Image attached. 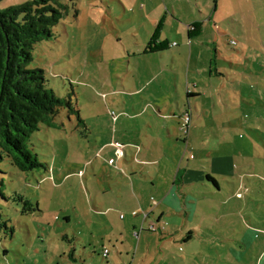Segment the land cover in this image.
Wrapping results in <instances>:
<instances>
[{
  "label": "rangeland",
  "instance_id": "obj_1",
  "mask_svg": "<svg viewBox=\"0 0 264 264\" xmlns=\"http://www.w3.org/2000/svg\"><path fill=\"white\" fill-rule=\"evenodd\" d=\"M33 1L2 0L0 10ZM57 2L68 5V14L52 38L34 46L29 68L43 70L47 89L73 112L61 108L54 126L42 124L31 136L28 148L42 167L20 172L8 159L0 164V264L264 263V0H211L221 19L206 23L201 39L193 30L201 22L173 21V30L184 32L171 35L173 51L147 57L148 68L147 58L130 62L137 51L130 34L131 20H140L137 0ZM189 39L195 45L192 64H203L197 74L203 81L196 109L191 104L199 129L190 131L191 147L185 149L183 141L169 137L170 129L183 137L178 126L162 115L186 113ZM215 40L221 58L214 54ZM219 82L225 89L214 88L213 103L209 86ZM220 122L230 131L225 136ZM161 155L170 161L161 168L141 163ZM181 160L182 169L189 162L204 177L192 192L215 195L197 205L194 241L174 242L178 234L166 243L161 235L169 231L161 233L163 225L152 216L147 221L156 230L141 229L147 227L145 214L130 197L149 194L155 207L163 186L156 175L164 166L179 168ZM206 175L218 181L220 191Z\"/></svg>",
  "mask_w": 264,
  "mask_h": 264
},
{
  "label": "crops",
  "instance_id": "obj_2",
  "mask_svg": "<svg viewBox=\"0 0 264 264\" xmlns=\"http://www.w3.org/2000/svg\"><path fill=\"white\" fill-rule=\"evenodd\" d=\"M135 0H133L134 2ZM139 4L140 8L137 9V13L138 14H134L138 15V17L140 18L139 21H135V20H131L133 22V26H131L130 29V34L132 35V39L135 41V43H132V50H137L134 51L133 53H131V57H130V62L134 63V59L139 58V57H143V58H147V57H155V56H159V57H164L165 56V52H171L173 51V44H172V40L173 38L171 37V35L174 34V32L176 34H180L183 33L184 30H182L180 28L179 31L176 32V30H173V21H177L178 19L183 20L181 23L183 24V22H185L186 24H191L189 26H192L193 24H197L199 22H201V26H197V30L200 32L198 33L196 36H194L195 38H197V36L200 37L201 39V35H205L204 34V26L206 23H210L211 21H218L221 19L220 16H218V10L217 9H213V3L211 4V0H137V2L134 4ZM210 4V5H209ZM134 19V18H133ZM163 19V20H161ZM161 20V21H160ZM200 20H204V21H200ZM160 21V22H159ZM195 22V23H194ZM161 23V30L159 31L157 40H155L153 43L151 42V38L153 37L158 24ZM180 23V24H181ZM188 26V27H189ZM220 30V29H219ZM186 32V31H185ZM220 35H223L224 32L220 31L219 32ZM189 37V36H188ZM142 40V41H139ZM214 41V38H213ZM219 41L215 40V46H217V43ZM151 44V47H149V45ZM192 48L191 50V62L187 63L184 66V71H185V78H186V84H185V89L184 91L186 92L187 95V106H186V113L185 115H181L178 117H175V114L173 113H169L167 115H162L163 117L166 116H171V119L173 120V126L175 125L178 126V129L180 131V133H182L183 137H181L180 135L175 137V133H173L171 131V129L169 130V137L171 136V138L174 140V138H178L179 141H183L184 142V147L185 149H189L191 147V143H190V131H195L196 129H199L198 124L196 123V120H198L196 117L198 115H194L193 112H191V104H195V100L201 96L200 91L197 92V89H200V84H202L201 82L203 81L202 77L200 78L199 75H197L198 73H200L199 71L201 70L200 67L203 64H192V55L194 54V44L193 42L191 43L190 39L188 41V44L184 43V48H188V46ZM163 47V50L160 47ZM201 46H204V43H201ZM176 48L179 47V45L175 46ZM149 48H152V52L149 51ZM217 51L215 50L214 54L216 55V57H220V43L219 45L216 47ZM197 51L200 53L201 50L200 48H196ZM201 55L200 54L198 59L195 60H200L201 59ZM221 58V57H220ZM149 58L144 59L143 63H145L144 66H146L147 68L150 66V62H149ZM212 60L209 64V77L212 78V75H210L212 73V69L210 70V65L212 64ZM130 63V64H132ZM157 67H161V71L165 70L167 68L166 65H159V64H155ZM193 65V69H195L197 71V73L195 72L194 74L191 73V66ZM206 72V69H203V73ZM217 75L221 76L220 74L216 73ZM220 80V79H219ZM211 84H213V81L211 82ZM210 84V92L212 93V98H213V103L215 101L214 98V91L216 89H218V92H222V90L225 89L224 83H218V85H211ZM241 86H240V90H241ZM204 90H206L207 88H203ZM239 94H242V92H240ZM243 97V99H245V95H240ZM194 108L196 109V104L194 105ZM186 114L188 115L186 117ZM198 114V113H197ZM161 115V114H160ZM214 118H215V114H213ZM212 117V118H213ZM179 120H177V119ZM188 118V120H187ZM209 118V117H208ZM182 120L185 121V124L182 123ZM219 126V131L222 130L221 132V136L222 135H226L228 134L230 131L229 129L224 125L223 122H220L218 124ZM171 127V128H172ZM211 127V126H210ZM213 126L211 128H208L210 130H212ZM191 129H195V130H191ZM202 132L204 134V132L206 131L205 128L202 127ZM226 130V131H225ZM184 131L186 133H184ZM206 134V133H205ZM118 150V149H116ZM114 154L116 156V151H114ZM163 155H161L159 157L158 160H149L146 159L143 162H141L142 164H145V166H157V167H162L163 164L162 162L164 161V164H168L170 161L165 159ZM160 162V163H159ZM182 160H181V164L179 166V168H171L166 170V166H164L160 171L159 174L156 175L157 180L160 181V184H162L163 186L161 187V190H158L157 192V198H158V203L155 207L152 206V198L156 200V198L154 196H150L149 194L145 195V197H141L139 198V196H137V198H131L130 200H137L138 201V206L141 209V212H143L145 214V217L143 218V224H146L147 222V227L144 229L143 227L141 228L142 230H146L149 232H152L153 230L150 229L151 226H154V231L156 230V225L152 222L147 221L148 219H150L151 221V216L152 219H154L156 221V223L158 224V226H160V224H162V228L158 227V229L161 231H169V233H164L161 236H163L165 239L164 241L167 243L168 239L169 240H175V235H179V239L177 241V243H181V244H188L192 241H194L195 237H196V233L193 230V224H191L194 220H196L198 217H200L198 215V207L197 205L200 204L203 198H208V195L212 194L215 195V193H203L200 192L198 193V196L196 194H194L192 192L193 189V185L195 182H203L204 177L201 174V172H196V171H192L190 170V163L187 162V166H185L184 169L181 168L182 164ZM159 163V164H157ZM177 164V163H175ZM175 164H173L172 166H175ZM221 164V163H220ZM166 172L168 173L167 177H170L169 180H166L160 176V173ZM195 172L197 175L196 177L193 175ZM164 174V173H163ZM166 176V175H165ZM207 176V175H206ZM210 176V175H209ZM211 177V176H210ZM214 181H216V179H214L213 177H211ZM205 181V180H204ZM209 181V180H208ZM217 185H215L219 191H220V187H219V183L218 181ZM152 183H154L152 181ZM155 184V183H154ZM205 185H203L204 187ZM188 190V193H186V191ZM240 195V194H239ZM136 203V201H134ZM209 206L208 210H211V207L209 204H206V208ZM205 210H202V214L204 215ZM166 218H173V219H169L166 220ZM133 226V230L135 229V222L131 223ZM174 228V233L173 231H171V229ZM136 231V229H135ZM137 237H139L140 235L137 233L136 235ZM139 240V238H138ZM263 259L260 260V264H264Z\"/></svg>",
  "mask_w": 264,
  "mask_h": 264
},
{
  "label": "trees",
  "instance_id": "obj_3",
  "mask_svg": "<svg viewBox=\"0 0 264 264\" xmlns=\"http://www.w3.org/2000/svg\"><path fill=\"white\" fill-rule=\"evenodd\" d=\"M68 11V5L57 0H35L0 10V164L8 159L20 172L42 167L28 148L40 125L54 126L61 108L73 112L69 102L47 89L44 71L29 68L34 46L53 37V29ZM197 29V26L193 28ZM160 30L161 23L150 43L157 40ZM160 48L159 51L164 49ZM206 180L217 185L209 175ZM17 199L22 201L21 197ZM25 205L34 211L30 202L26 201Z\"/></svg>",
  "mask_w": 264,
  "mask_h": 264
},
{
  "label": "built area",
  "instance_id": "obj_4",
  "mask_svg": "<svg viewBox=\"0 0 264 264\" xmlns=\"http://www.w3.org/2000/svg\"><path fill=\"white\" fill-rule=\"evenodd\" d=\"M186 117H187V115H186ZM187 120H188V118H187ZM121 156H122V153H121L120 150L118 149V150L116 151V157H117V158H120ZM110 163H112V161H110ZM150 229L154 231V226H151ZM103 256H104V257H107V256H108V251H107V250L104 251Z\"/></svg>",
  "mask_w": 264,
  "mask_h": 264
}]
</instances>
